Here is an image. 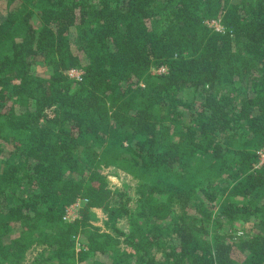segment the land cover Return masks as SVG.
Wrapping results in <instances>:
<instances>
[{"label":"trees","instance_id":"1","mask_svg":"<svg viewBox=\"0 0 264 264\" xmlns=\"http://www.w3.org/2000/svg\"><path fill=\"white\" fill-rule=\"evenodd\" d=\"M0 12V264H264V0Z\"/></svg>","mask_w":264,"mask_h":264},{"label":"rangeland","instance_id":"2","mask_svg":"<svg viewBox=\"0 0 264 264\" xmlns=\"http://www.w3.org/2000/svg\"><path fill=\"white\" fill-rule=\"evenodd\" d=\"M2 9V8H1ZM4 9H2L3 11ZM4 12V11H3ZM0 16H1V12H0ZM210 25L213 26L214 28H220V29H223V26L222 24L220 23L219 20H212L210 22ZM164 70L161 69V70H156L155 72L156 73H160V72H163ZM111 170L112 168H106L104 170V172H108L109 173V180H110V183L112 186H121L123 182H126V183H129L130 184V188L128 189L132 198H135L137 197V185L139 183V181L134 178L132 175H129L127 173H125L124 171L122 170H119V173L118 175H113L111 173ZM83 203H80V204H72L70 205L69 209H70V212H71V215L73 217H81V213H82V209H83ZM132 205H135V202L133 201L132 202ZM93 210H95V212L97 213L98 215V219L97 220H93L94 224L96 225H100L102 226V228H104V223L103 221L105 220L106 218V215L105 213L101 210V209H98V208H94ZM191 212L193 214H197V207H193V209L191 210ZM247 228H249V225L246 224L245 225ZM127 245L126 244H122L120 247H121V253H123V251L127 250ZM43 248L42 245L40 244H33L31 247H29L25 254L23 255V257L21 258L20 262L18 264H34L33 261H34V258L37 254L38 251H40L41 249ZM238 259H243V256L242 255H239L238 256Z\"/></svg>","mask_w":264,"mask_h":264},{"label":"built area","instance_id":"3","mask_svg":"<svg viewBox=\"0 0 264 264\" xmlns=\"http://www.w3.org/2000/svg\"><path fill=\"white\" fill-rule=\"evenodd\" d=\"M218 29H220V28H218ZM161 69L165 70V68H160L158 70H161ZM82 74H83V71L80 70V69H76V68L75 69H71V70L68 71V75L70 77H72V78H76L77 80H81L82 79ZM262 165H264V148H262L260 150V160H259V163L256 165V167H260ZM86 202H87V199H79L73 204H80V203L85 204ZM69 207H70V205L66 208L64 219L71 221V220H73V219H75L77 217H73L71 215Z\"/></svg>","mask_w":264,"mask_h":264}]
</instances>
